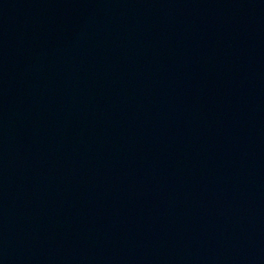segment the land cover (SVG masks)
<instances>
[{
  "label": "water",
  "instance_id": "1",
  "mask_svg": "<svg viewBox=\"0 0 264 264\" xmlns=\"http://www.w3.org/2000/svg\"><path fill=\"white\" fill-rule=\"evenodd\" d=\"M0 264H264V0H0Z\"/></svg>",
  "mask_w": 264,
  "mask_h": 264
}]
</instances>
